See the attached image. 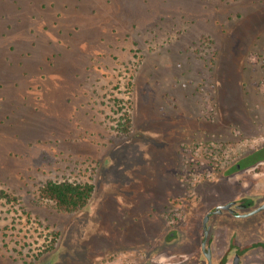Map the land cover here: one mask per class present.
Returning a JSON list of instances; mask_svg holds the SVG:
<instances>
[{
  "label": "rangeland",
  "instance_id": "obj_1",
  "mask_svg": "<svg viewBox=\"0 0 264 264\" xmlns=\"http://www.w3.org/2000/svg\"><path fill=\"white\" fill-rule=\"evenodd\" d=\"M262 146L264 0H0V264L166 262ZM48 181L94 191L63 212Z\"/></svg>",
  "mask_w": 264,
  "mask_h": 264
},
{
  "label": "flooded vegetation",
  "instance_id": "obj_2",
  "mask_svg": "<svg viewBox=\"0 0 264 264\" xmlns=\"http://www.w3.org/2000/svg\"><path fill=\"white\" fill-rule=\"evenodd\" d=\"M241 160L234 161L224 174L235 176L261 162L242 166ZM247 188L251 189L249 182ZM250 194L207 210L202 215L199 232L196 229L192 232V239H182L177 226L167 231L163 242L169 250L161 252L166 262L146 257L135 259V264H264V208L259 209L264 205V176L255 180V188ZM226 205L227 208L217 209ZM223 213L227 214V219L222 222L218 217ZM256 215L261 218L249 221Z\"/></svg>",
  "mask_w": 264,
  "mask_h": 264
},
{
  "label": "trees",
  "instance_id": "obj_3",
  "mask_svg": "<svg viewBox=\"0 0 264 264\" xmlns=\"http://www.w3.org/2000/svg\"><path fill=\"white\" fill-rule=\"evenodd\" d=\"M125 119L129 123V117ZM123 130L127 132L128 128ZM259 161H264V146L242 158L241 163L242 166H249ZM93 191L94 186L87 182L48 181L40 187L38 197L42 201L51 202L60 211L76 212L88 204Z\"/></svg>",
  "mask_w": 264,
  "mask_h": 264
},
{
  "label": "water",
  "instance_id": "obj_4",
  "mask_svg": "<svg viewBox=\"0 0 264 264\" xmlns=\"http://www.w3.org/2000/svg\"><path fill=\"white\" fill-rule=\"evenodd\" d=\"M228 207V205H226V206H219V207H217V209H219V208H227ZM262 208H264V205H262L259 209H262Z\"/></svg>",
  "mask_w": 264,
  "mask_h": 264
}]
</instances>
